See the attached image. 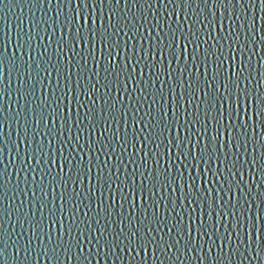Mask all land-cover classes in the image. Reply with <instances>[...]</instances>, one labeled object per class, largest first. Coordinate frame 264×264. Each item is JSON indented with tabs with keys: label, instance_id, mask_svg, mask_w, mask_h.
Listing matches in <instances>:
<instances>
[{
	"label": "snow or ice",
	"instance_id": "6c2138e0",
	"mask_svg": "<svg viewBox=\"0 0 264 264\" xmlns=\"http://www.w3.org/2000/svg\"><path fill=\"white\" fill-rule=\"evenodd\" d=\"M29 3L0 36V264H264V0Z\"/></svg>",
	"mask_w": 264,
	"mask_h": 264
},
{
	"label": "water",
	"instance_id": "95a60500",
	"mask_svg": "<svg viewBox=\"0 0 264 264\" xmlns=\"http://www.w3.org/2000/svg\"><path fill=\"white\" fill-rule=\"evenodd\" d=\"M35 11L36 12V18H39V16L41 15V13L36 10L35 8L32 7V5L29 3V0H4L3 4H0V36L3 35H11L13 43H15L16 41V37H17V32L19 31L20 27L22 26L24 29V33L25 35H27L30 30H31V23L30 21L32 20V12ZM51 15V13H50ZM21 21H23V24L21 25ZM59 36V33L57 34V38ZM55 42L53 41L52 43V47L49 49V53H53L55 50ZM37 51H41V49H37ZM11 54V52L9 53ZM99 55V53H98ZM259 57H257L254 60V63H258ZM53 62H55V56L53 55ZM66 63V61H65ZM91 66V64H90ZM46 75V74H44ZM103 75V73H102ZM55 80V76L53 75V82ZM47 83V81L45 82ZM38 95H40V90L38 88ZM115 95V92L113 93ZM13 99H16L15 95L13 96ZM127 101H125L126 103ZM5 104H7V101H4ZM23 103V102H21ZM75 107V105H73V108ZM74 116V113H73ZM75 118V117H74ZM7 130V129H6ZM99 131V130H98ZM122 131H123V127H122ZM262 135H264V132H262ZM13 138H15V133L13 132ZM94 139L96 138V136L94 135L93 137ZM22 146V150H23ZM85 151H87L85 149ZM5 161H7L8 156L7 153H5ZM57 161H59V158L57 157ZM114 163V162H113ZM57 169H54V171H56ZM208 179L211 180L212 177L211 175L208 176ZM85 186H87V180H85ZM209 187H211V185H208ZM24 185L21 184V188H23ZM256 189L255 186H253V192L255 193ZM50 193H51V189H50ZM30 199V196H19L17 198L16 203L19 204L20 200H25L26 204H25V211H27L28 206H27V201ZM49 201H51L53 199V195L50 194L48 196ZM59 193H56V204L57 206H59ZM258 203V201H257ZM8 206V201L5 200L4 201V207ZM52 205L50 204L49 207H51ZM118 207V205H117ZM261 210H262V215H261V220L262 222H264V205H261ZM87 211L86 208H82L81 214ZM161 212L163 213V209H161ZM256 212V209H253V214ZM45 214H47V210H45ZM57 216L59 217V213H57ZM37 219H39V213L37 214ZM16 219V215L15 213H13L12 216V220L13 222ZM67 223H70V220H66L65 221V226H67ZM185 225L188 224V219L187 216H185V221H184ZM25 227H27V224H25ZM16 231L19 232L20 228L19 226L16 227ZM45 231H47V226L45 227ZM15 238V237H14ZM87 247V245H86ZM124 258L127 261L128 260V256L127 254H124ZM61 259H64L63 257H61ZM142 259V257H138V260ZM36 264H48L47 260H41V261H37ZM64 264H76L75 260L72 261H68V260H64ZM93 264H105V262L103 260H99L97 261L96 258L93 259ZM149 264H151V258H149ZM195 264H200L199 261H196ZM256 264H259V262H256Z\"/></svg>",
	"mask_w": 264,
	"mask_h": 264
}]
</instances>
